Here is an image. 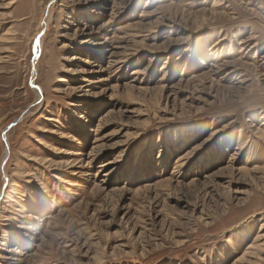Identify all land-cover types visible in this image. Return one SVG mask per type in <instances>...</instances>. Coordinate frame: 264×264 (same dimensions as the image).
<instances>
[{
  "label": "rangeland",
  "instance_id": "1",
  "mask_svg": "<svg viewBox=\"0 0 264 264\" xmlns=\"http://www.w3.org/2000/svg\"><path fill=\"white\" fill-rule=\"evenodd\" d=\"M257 242L264 264V0H0V264Z\"/></svg>",
  "mask_w": 264,
  "mask_h": 264
},
{
  "label": "bare ground",
  "instance_id": "2",
  "mask_svg": "<svg viewBox=\"0 0 264 264\" xmlns=\"http://www.w3.org/2000/svg\"><path fill=\"white\" fill-rule=\"evenodd\" d=\"M246 46V45H245ZM258 131V130H257ZM262 131V130H260ZM258 134V132H257ZM242 145V144H241ZM244 147V145L242 146ZM43 159V158H42ZM41 159V160H42ZM44 160V159H43ZM259 241V240H258ZM262 244L260 243H254L251 247H249V250L247 253H245L241 258L238 259V261L235 264H252V262L248 259V257H252L257 254L258 249H261Z\"/></svg>",
  "mask_w": 264,
  "mask_h": 264
}]
</instances>
